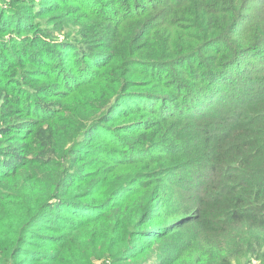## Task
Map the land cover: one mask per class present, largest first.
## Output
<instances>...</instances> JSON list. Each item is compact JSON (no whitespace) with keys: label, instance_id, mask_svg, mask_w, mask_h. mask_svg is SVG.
<instances>
[{"label":"trees","instance_id":"trees-1","mask_svg":"<svg viewBox=\"0 0 264 264\" xmlns=\"http://www.w3.org/2000/svg\"><path fill=\"white\" fill-rule=\"evenodd\" d=\"M8 6L0 264L264 262V0Z\"/></svg>","mask_w":264,"mask_h":264},{"label":"rangeland","instance_id":"rangeland-1","mask_svg":"<svg viewBox=\"0 0 264 264\" xmlns=\"http://www.w3.org/2000/svg\"><path fill=\"white\" fill-rule=\"evenodd\" d=\"M8 3H10V0H0V7L2 8V13L3 12L4 13L7 12L6 10L9 8ZM39 6L40 5H37L36 4L34 8H39ZM4 36L6 37V39L9 38V36L7 34H4ZM58 222L60 224L58 226H66V224H64V223L62 224L61 223L62 221H58ZM161 228H163V227H161ZM44 232L46 233V235H45V238L46 239L39 237L37 239H34L35 243L38 244V245H40V246H46L49 249H56L55 246L50 245V241H47V236H49V234L53 235L55 233L52 232V231H48V230H45ZM144 240L145 239H143L142 241H137L138 245L141 246V247H143V248L148 243V241H144ZM37 250H39V249H37ZM145 254H146L145 251H143L142 253H138L136 255V258H135V260H138V261L135 262V263H133V264H152V262L150 261L152 256H150V257H148V258L145 259ZM107 259L108 258H100V259H94L93 258L91 260V264H111L110 262L107 261ZM26 260L29 261L30 258L27 257ZM38 262H41V261H38ZM38 262L36 264H39ZM234 264H264V262H262L260 260H257V259H254V258L249 257V256H243V257L235 260L234 261Z\"/></svg>","mask_w":264,"mask_h":264}]
</instances>
